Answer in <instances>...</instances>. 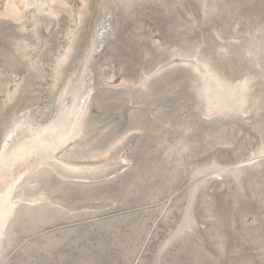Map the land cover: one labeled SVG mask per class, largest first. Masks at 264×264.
<instances>
[{
    "label": "rangeland",
    "instance_id": "rangeland-1",
    "mask_svg": "<svg viewBox=\"0 0 264 264\" xmlns=\"http://www.w3.org/2000/svg\"><path fill=\"white\" fill-rule=\"evenodd\" d=\"M0 264H264V0H0Z\"/></svg>",
    "mask_w": 264,
    "mask_h": 264
},
{
    "label": "bare ground",
    "instance_id": "bare-ground-1",
    "mask_svg": "<svg viewBox=\"0 0 264 264\" xmlns=\"http://www.w3.org/2000/svg\"><path fill=\"white\" fill-rule=\"evenodd\" d=\"M54 134L55 133H53V137H54ZM43 135H45V134H43ZM48 135V134H47ZM46 136V135H45ZM45 136H44V138H45ZM63 136V135H62ZM47 137V136H46ZM44 138H42L43 139V141H42V139L41 138H39L40 139V141L41 142H43V147L41 146V148H43V151L42 150H40V149H38L37 147V149H38V151H40L41 153H44V154H51L53 151H55L56 149L55 148H53V146H54V142H63L64 143V140L63 139H61V138H52V136H51V139L52 140H50V139H47V138H45V139H47V140H45ZM33 141H35V140H33ZM66 141V140H65ZM37 142H38V140H37ZM41 142H38V144L39 143H41ZM54 143V144H53ZM36 144V143H35ZM52 144H53V146H52ZM60 144V143H59ZM37 145V144H36ZM56 145V144H55ZM30 147V146H29ZM56 147H58V146H56ZM31 149V151L33 152L34 150H32V147H30ZM40 148V147H39ZM34 149H35V147H34ZM55 149V150H54ZM24 150V149H23ZM37 151V150H36ZM52 151V152H51ZM35 152V151H34ZM43 155V154H42ZM52 165V164H51ZM54 165V164H53ZM54 167H56V166H54ZM58 168V167H57ZM47 169V168H46ZM59 169H61L60 167H59Z\"/></svg>",
    "mask_w": 264,
    "mask_h": 264
}]
</instances>
